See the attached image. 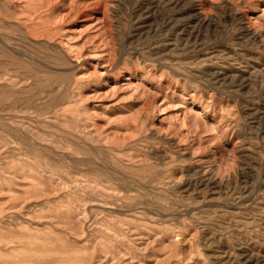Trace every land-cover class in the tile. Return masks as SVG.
<instances>
[{
    "label": "rangeland",
    "instance_id": "obj_1",
    "mask_svg": "<svg viewBox=\"0 0 264 264\" xmlns=\"http://www.w3.org/2000/svg\"><path fill=\"white\" fill-rule=\"evenodd\" d=\"M0 264H264V0H0Z\"/></svg>",
    "mask_w": 264,
    "mask_h": 264
}]
</instances>
